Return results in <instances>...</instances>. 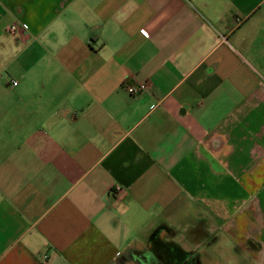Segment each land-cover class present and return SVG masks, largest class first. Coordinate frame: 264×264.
Listing matches in <instances>:
<instances>
[{
	"label": "crops",
	"instance_id": "obj_1",
	"mask_svg": "<svg viewBox=\"0 0 264 264\" xmlns=\"http://www.w3.org/2000/svg\"><path fill=\"white\" fill-rule=\"evenodd\" d=\"M0 21V264H162L154 233L264 264V0H0Z\"/></svg>",
	"mask_w": 264,
	"mask_h": 264
},
{
	"label": "flooded vegetation",
	"instance_id": "obj_2",
	"mask_svg": "<svg viewBox=\"0 0 264 264\" xmlns=\"http://www.w3.org/2000/svg\"><path fill=\"white\" fill-rule=\"evenodd\" d=\"M149 248L151 253V262L159 260L162 264H190L188 252H185L182 249L179 250L178 248L173 249L171 246H167L166 242L159 245V247H156L150 242Z\"/></svg>",
	"mask_w": 264,
	"mask_h": 264
},
{
	"label": "built area",
	"instance_id": "obj_3",
	"mask_svg": "<svg viewBox=\"0 0 264 264\" xmlns=\"http://www.w3.org/2000/svg\"><path fill=\"white\" fill-rule=\"evenodd\" d=\"M18 28V24L15 22V23H12L8 26V31L11 32V33H14ZM16 84V81L15 80H12L11 81V85H15ZM124 89L127 91V93L131 94V95H134L136 93H139L140 91H142L144 89V84L143 83H139L135 86H131V85H124L123 86ZM120 190V187H115L113 188V193H116Z\"/></svg>",
	"mask_w": 264,
	"mask_h": 264
},
{
	"label": "rangeland",
	"instance_id": "obj_4",
	"mask_svg": "<svg viewBox=\"0 0 264 264\" xmlns=\"http://www.w3.org/2000/svg\"><path fill=\"white\" fill-rule=\"evenodd\" d=\"M2 26H3V25H1V21H0V34H1V36H0V40H1L2 42H4V43H5L6 41H11L10 39H12V38H11L10 36L6 35V34L3 32V30H2ZM223 244H227L228 246L231 245V243L228 242V241H226V243H225V241H224ZM231 249H232V248L230 247V248L227 250V254H226L227 256L230 255V253H232V252H231ZM203 261H204V263H206V258H205V257L203 258ZM220 261L222 262V264H223V262L227 263V262L231 261V258H230V259H227V260L225 259V260H223V261L220 259ZM208 264H212V263H210V262L208 261Z\"/></svg>",
	"mask_w": 264,
	"mask_h": 264
},
{
	"label": "trees",
	"instance_id": "obj_5",
	"mask_svg": "<svg viewBox=\"0 0 264 264\" xmlns=\"http://www.w3.org/2000/svg\"><path fill=\"white\" fill-rule=\"evenodd\" d=\"M151 240V244H154L156 247H159V245H162L164 242H162L161 240H159V238H157L156 233H154L153 235H151L150 237ZM167 246H171L173 249H181L176 243H166Z\"/></svg>",
	"mask_w": 264,
	"mask_h": 264
}]
</instances>
